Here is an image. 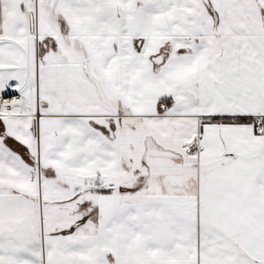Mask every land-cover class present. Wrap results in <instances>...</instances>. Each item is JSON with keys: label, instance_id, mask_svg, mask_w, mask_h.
<instances>
[{"label": "snow or ice", "instance_id": "1", "mask_svg": "<svg viewBox=\"0 0 264 264\" xmlns=\"http://www.w3.org/2000/svg\"><path fill=\"white\" fill-rule=\"evenodd\" d=\"M0 264H264V0H0Z\"/></svg>", "mask_w": 264, "mask_h": 264}]
</instances>
